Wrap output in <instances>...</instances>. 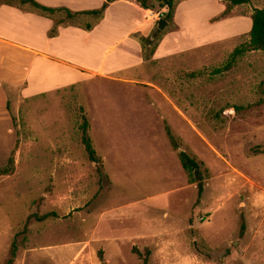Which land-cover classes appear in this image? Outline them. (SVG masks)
I'll use <instances>...</instances> for the list:
<instances>
[{
  "label": "rangeland",
  "instance_id": "1",
  "mask_svg": "<svg viewBox=\"0 0 264 264\" xmlns=\"http://www.w3.org/2000/svg\"><path fill=\"white\" fill-rule=\"evenodd\" d=\"M123 3L104 11L88 42L93 16L0 13V35L52 58H34L33 83L34 53L0 42V168L11 167L0 174V264L13 247V264H143L146 254L148 264H264V51L222 68L249 42L264 0H176L163 29L168 7L132 34L158 52L133 68L124 36L144 10L164 6ZM58 21L82 30L45 40ZM104 56L114 77L85 72ZM84 117L99 163L82 143ZM180 151L201 165V196Z\"/></svg>",
  "mask_w": 264,
  "mask_h": 264
},
{
  "label": "trees",
  "instance_id": "2",
  "mask_svg": "<svg viewBox=\"0 0 264 264\" xmlns=\"http://www.w3.org/2000/svg\"><path fill=\"white\" fill-rule=\"evenodd\" d=\"M116 0H106V2L103 3V5L98 9H91V10H83V11H72L67 7H50L41 4L37 0H20L21 4H28L32 7L33 11L37 14L46 16V17H52L54 14L58 12H64L67 19H73L81 15H87V16H93L95 18L94 23H87L84 27L86 30H90L93 28L94 24L99 22L102 17L105 9L107 6ZM162 6H167L169 8L168 13L165 15L164 20H169L172 18L174 5L176 0H157ZM231 5H240L248 3L249 0H227ZM0 3H5L10 5L7 2H4L3 0H0ZM144 8H148V6L145 3H141ZM64 21H58L54 22V27L49 31V36L53 37L57 33V29L60 25H62ZM151 44L150 40L147 39V42L142 44V57L144 60H148L151 58L153 50H150L148 53L145 51V45ZM252 50H261L264 51V10L255 8L253 10V13L251 15V28L249 31V42L247 45H244L243 47L237 48L233 51L231 54V61L227 62V64L222 67L223 69L227 70L231 67L232 62L235 60V58L246 51H252ZM221 71L217 69V72ZM239 108V107H237ZM169 138L171 141L172 146L175 149L179 148V145L176 143L175 138L169 133ZM81 139L82 143L85 147V151L87 153V156L90 161L94 163H99L100 159L96 154L95 149L92 146L91 138L88 135V122L86 121V118H83V123L81 125ZM179 160L183 167V169L188 173L190 177V181L197 182L198 187V196H201L203 191V181H202V172H201V165L200 163L194 159L193 157L189 156L185 151L179 152ZM10 165L13 163V158L10 156L8 160V164ZM10 166H6L3 168H0V174H7L11 171ZM48 215H44L42 218H46ZM15 248L13 247L12 250V257L6 262V264H13V256H14ZM148 252V251H147ZM143 264H148V254H146L143 258Z\"/></svg>",
  "mask_w": 264,
  "mask_h": 264
},
{
  "label": "crops",
  "instance_id": "3",
  "mask_svg": "<svg viewBox=\"0 0 264 264\" xmlns=\"http://www.w3.org/2000/svg\"><path fill=\"white\" fill-rule=\"evenodd\" d=\"M38 2H40L41 4H43V5H46V6H49L50 5V3L49 2H47V1H44V0H37ZM72 1V3L73 4H75V2H77L76 4H78V6L76 7V6H70V4H67L68 6H67V8H69L70 10H72V11H83V10H91V9H98V8H100L102 5H103V3L104 2H106V0H95V1H97L98 2V4L96 5V6H94V7H92V6H87V5H84V4H82V3H85V1H92V0H71ZM119 4V3H121V4H124V5H127V4H125V3H123V0H116V1H114V2H111L108 6H107V8L105 9V11L110 7V6H112V5H114V4ZM127 6H129V5H127ZM50 7H54V6H50ZM60 7H63V6H60ZM130 7V6H129ZM5 10H8V11H10V10H13V11H16V12H18L20 15H25V16H32V17H36V16H38V14L36 13H34V11H33V13H31V12H25V11H22V10H20V9H18V8H14V7H11L10 5H8V4H0V13L1 12H3V11H5ZM32 14V15H31ZM33 15H35V16H33ZM103 17H104V13H103ZM103 17H102V19L99 21V22H97L96 24H94V26H93V28L91 29V31H85V35H84V40L86 41V42H88V41H90L91 39H92V36L94 35V32H95V30H96V28L101 24V22H102V20H103ZM144 19V18H143ZM145 23H146V21L144 20V22H142L141 24L140 23H138L135 27H133L130 31H128V33L127 34H125V36H124V38H125V41H127V40H129L130 42H129V47H130V49L132 50V51H134V54H135V56H136V58H135V60L134 61H132V64H126L125 65V67L126 68H133V67H135V66H139V65H141V64H143L144 62H145V60L143 59V57H142V48H141V46H140V44H139V42L138 41H136L133 37H131L132 36V34L139 28V26H143V28L145 27ZM180 26H181V24H180ZM51 27V26H50ZM49 27V28H50ZM48 28V29H49ZM65 29H73V30H82V28H77V27H73V26H69V27H59L58 28V35H60V33L63 31V30H65ZM84 31V30H83ZM45 34V33H44ZM56 37H58V36H55V37H52V38H46L45 37V40H48V41H51V40H53V39H55ZM174 39V38H173ZM0 42H4V43H9V44H11L12 45V47H18V48H24V49H29V50H31V52H33L34 53V55H33V61H32V65H31V68H30V73H31V79L32 80H34V81H32L33 83H35L36 82V80L34 79V77L32 76V71H33V68H34V58L36 57V56H39V57H41V58H43V59H46V60H52V58L51 57H49V55L47 54V53H45L44 51H42V49H40V48H38V47H36V46H30L29 44H23V43H20V42H17V41H13V40H11V39H8V38H6V37H3L2 35H0ZM120 43V42H119ZM122 44V43H121ZM118 45V44H117ZM156 56H158V52L157 53H155L153 56H152V59H155L156 58ZM54 61V60H53ZM56 61H58V62H60V63H63V64H67V65H70V63L68 64V63H66L65 61H60V60H56ZM55 61V62H56ZM131 63V62H130ZM71 67H74V68H79V67H77V66H75V65H70ZM81 68H83V67H81ZM84 70H85V72H87V73H89V74H92V75H97L98 77H102V76H106V77H109V76H111V77H114V73H115V71H117L118 70V68L116 67V66H111V68H107V63H106V56H104V58L102 59V61L99 63V65H98V67L96 68V69H94V70H91V69H85L84 68ZM65 85H67V84H65ZM50 87H60V86H64V85H56V86H54V85H49ZM81 249H80V246L78 247V248H76L75 247V249H74V251H73V254H72V257H71V259L72 258H75L76 257V255L79 253V251H80ZM69 261H72V260H69Z\"/></svg>",
  "mask_w": 264,
  "mask_h": 264
},
{
  "label": "built area",
  "instance_id": "4",
  "mask_svg": "<svg viewBox=\"0 0 264 264\" xmlns=\"http://www.w3.org/2000/svg\"><path fill=\"white\" fill-rule=\"evenodd\" d=\"M168 10V8H167V6H164V8L163 9H161V11H159V12H154V11H152V10H148V9H146V10H144L145 12H149L148 14H143V18H144V20L145 21H148V18L150 17V18H154V19H156L159 15H161L162 13H164V12H166Z\"/></svg>",
  "mask_w": 264,
  "mask_h": 264
},
{
  "label": "water",
  "instance_id": "5",
  "mask_svg": "<svg viewBox=\"0 0 264 264\" xmlns=\"http://www.w3.org/2000/svg\"><path fill=\"white\" fill-rule=\"evenodd\" d=\"M166 24H167L166 20L160 19L159 22H158V28L159 29H163Z\"/></svg>",
  "mask_w": 264,
  "mask_h": 264
}]
</instances>
